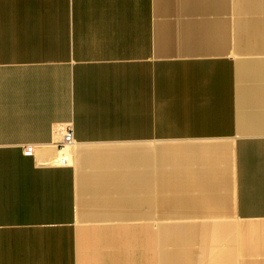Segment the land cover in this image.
I'll return each instance as SVG.
<instances>
[{
  "label": "crops",
  "instance_id": "crops-1",
  "mask_svg": "<svg viewBox=\"0 0 264 264\" xmlns=\"http://www.w3.org/2000/svg\"><path fill=\"white\" fill-rule=\"evenodd\" d=\"M0 264H264V0H0Z\"/></svg>",
  "mask_w": 264,
  "mask_h": 264
},
{
  "label": "built area",
  "instance_id": "built-area-1",
  "mask_svg": "<svg viewBox=\"0 0 264 264\" xmlns=\"http://www.w3.org/2000/svg\"><path fill=\"white\" fill-rule=\"evenodd\" d=\"M56 133L60 136H62V141L60 143H55L56 145L60 146V149L62 151V155L57 158V162H59L62 165H65L68 161V155L64 153V150H66L71 143L74 142V131L72 129V124H63L60 126H57ZM36 152V146L34 144L27 145L24 149V155L28 157H32L35 155Z\"/></svg>",
  "mask_w": 264,
  "mask_h": 264
}]
</instances>
